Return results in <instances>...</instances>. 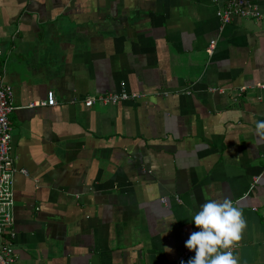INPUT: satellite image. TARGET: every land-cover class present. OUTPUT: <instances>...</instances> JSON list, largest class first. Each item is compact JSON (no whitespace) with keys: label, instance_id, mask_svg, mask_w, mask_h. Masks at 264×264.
Returning <instances> with one entry per match:
<instances>
[{"label":"crops","instance_id":"0c3cea01","mask_svg":"<svg viewBox=\"0 0 264 264\" xmlns=\"http://www.w3.org/2000/svg\"><path fill=\"white\" fill-rule=\"evenodd\" d=\"M227 1L0 0L16 264H186L225 198L238 264H264V0L225 24ZM124 90L143 96L85 104Z\"/></svg>","mask_w":264,"mask_h":264},{"label":"built area","instance_id":"2783aa9c","mask_svg":"<svg viewBox=\"0 0 264 264\" xmlns=\"http://www.w3.org/2000/svg\"><path fill=\"white\" fill-rule=\"evenodd\" d=\"M216 1L217 0H214V2ZM217 16L225 24L231 23L235 18L261 17L259 6L251 0H228L225 3V7L218 8ZM215 44V40L210 42L207 48L210 54L214 52ZM257 87L264 88V83L259 82ZM142 96L143 94L129 93L124 90L121 93L88 97L85 104L86 106H92L96 102L116 104L124 100L136 99ZM56 103L55 94L53 91H50L46 101H37L30 105L35 107L40 105H55ZM14 109V89L5 82L4 68L0 62V236L2 238V245L0 246V264H16V254L12 242L16 236V232L12 226L15 205L13 188L17 168L15 166L16 158L12 155V133L9 121V115ZM25 173L27 174V172ZM231 203L234 205L233 202ZM229 250L233 251L234 248L231 247Z\"/></svg>","mask_w":264,"mask_h":264},{"label":"clouds","instance_id":"9594fccd","mask_svg":"<svg viewBox=\"0 0 264 264\" xmlns=\"http://www.w3.org/2000/svg\"><path fill=\"white\" fill-rule=\"evenodd\" d=\"M255 131L264 139V120L255 122ZM192 221L199 230L192 232L185 241V246L195 252L186 264H238L233 252L225 249L241 239L246 227L241 209L228 198L223 201L210 199L200 206Z\"/></svg>","mask_w":264,"mask_h":264}]
</instances>
